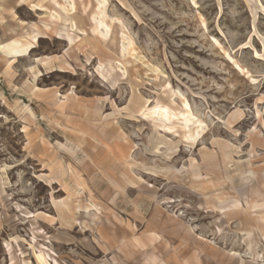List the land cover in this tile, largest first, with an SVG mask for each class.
<instances>
[{
	"label": "rangeland",
	"instance_id": "374dc122",
	"mask_svg": "<svg viewBox=\"0 0 264 264\" xmlns=\"http://www.w3.org/2000/svg\"><path fill=\"white\" fill-rule=\"evenodd\" d=\"M30 40L0 52V264H264V0H0Z\"/></svg>",
	"mask_w": 264,
	"mask_h": 264
},
{
	"label": "bare ground",
	"instance_id": "6f19581e",
	"mask_svg": "<svg viewBox=\"0 0 264 264\" xmlns=\"http://www.w3.org/2000/svg\"><path fill=\"white\" fill-rule=\"evenodd\" d=\"M27 38H24V39L29 40ZM18 43H22V42H20V41H13L12 42L11 41V42H8V43L7 42L0 43V52H6V55L9 56L10 60L12 58L14 60H17V58L26 56L28 54V51L32 48L31 44L36 45L35 42L30 40V43H28L25 47H23V49H19L18 48ZM260 57H262V56H260ZM10 62H12V61H10ZM33 83L36 84V78H33ZM166 113L167 112L165 110H162L161 113H160L161 117L164 118L166 116Z\"/></svg>",
	"mask_w": 264,
	"mask_h": 264
}]
</instances>
